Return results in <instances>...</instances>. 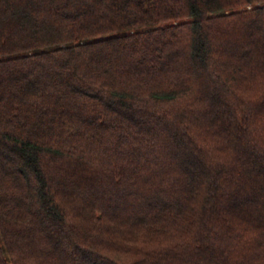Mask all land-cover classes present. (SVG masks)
Listing matches in <instances>:
<instances>
[{
	"label": "trees",
	"instance_id": "16d2710c",
	"mask_svg": "<svg viewBox=\"0 0 264 264\" xmlns=\"http://www.w3.org/2000/svg\"><path fill=\"white\" fill-rule=\"evenodd\" d=\"M0 264H264V0H0Z\"/></svg>",
	"mask_w": 264,
	"mask_h": 264
}]
</instances>
